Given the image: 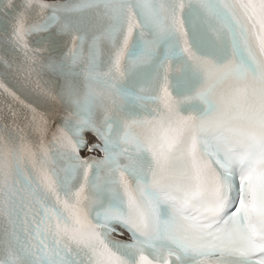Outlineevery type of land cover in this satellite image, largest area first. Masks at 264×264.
<instances>
[{"label": "snow or ice", "instance_id": "6c2138e0", "mask_svg": "<svg viewBox=\"0 0 264 264\" xmlns=\"http://www.w3.org/2000/svg\"><path fill=\"white\" fill-rule=\"evenodd\" d=\"M0 264H264V0H0Z\"/></svg>", "mask_w": 264, "mask_h": 264}]
</instances>
